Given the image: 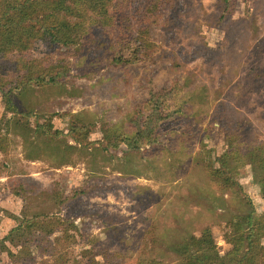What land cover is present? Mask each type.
Listing matches in <instances>:
<instances>
[{"label":"rangeland","instance_id":"1","mask_svg":"<svg viewBox=\"0 0 264 264\" xmlns=\"http://www.w3.org/2000/svg\"><path fill=\"white\" fill-rule=\"evenodd\" d=\"M225 1L183 0L178 18L167 25L159 16L150 33L157 44L151 63H113L114 46L141 29L131 22L136 19L121 15L119 4L112 27L104 28L92 13L97 20H86L76 42L57 48L35 45L37 58L50 55L57 61L63 51L75 55L67 57L69 70L56 83H32L18 91L13 107L21 109L16 113L7 110L6 92L0 91V127L11 140L9 152H0V163L10 166L0 170V264H14L10 252L19 254L17 245L2 240L18 224L15 215L25 216L31 200L11 188L9 179L15 177L42 190L41 205L31 204L36 210L50 204L54 186L68 195L84 186L94 188L81 195L82 204L90 214L108 218L109 225L85 217L78 243L66 251L67 264L94 263L106 250L122 251L133 264L139 255L166 250L158 258L177 264L181 260L165 242L175 241L194 255L190 233L201 235L206 226L213 228L214 245L227 252L238 235L229 225L238 217L242 233L253 229V222L263 228L264 253V190L251 162L240 164L236 177L242 186L232 191L214 187L205 171L208 163L221 167L232 139L247 148L264 143V0H237L232 10H226ZM135 4L140 5L126 2ZM169 89L177 94L171 104L167 101L172 115L159 130L152 128L153 139L158 138L154 145L139 140L138 149L124 139L117 147L108 146L109 133L133 137L132 114L154 91ZM74 113L90 129L88 146L71 136ZM24 115H30L28 130L19 131L15 123ZM51 116L58 132L40 135L37 127ZM69 144L77 146L70 150ZM49 210L69 217L64 206ZM155 224L160 231L151 247L149 229Z\"/></svg>","mask_w":264,"mask_h":264},{"label":"trees","instance_id":"2","mask_svg":"<svg viewBox=\"0 0 264 264\" xmlns=\"http://www.w3.org/2000/svg\"><path fill=\"white\" fill-rule=\"evenodd\" d=\"M127 1L0 0V91L6 92L7 110L16 113L21 109V106L13 107L18 91H24L32 83L41 87L54 84L57 77L59 79L62 77L63 71L69 70L70 63L67 62V57L74 54L73 51L69 53L63 51L57 61L50 55L37 58L33 49L38 42H44L54 48H57L56 46L59 44L74 43L85 23L92 18L97 20L95 17L101 19H99L100 24L104 28L112 27L117 20V4L122 6L121 15L127 13L128 17L136 19L131 22L139 23L141 29L139 34H134L127 41L114 46L113 63L116 65L123 63L127 66L136 62L151 63L157 56V44L150 38L153 23L158 22L159 16L164 17V25H167L171 19L178 18L177 15L183 0H134L140 5L132 6L126 5ZM236 1L226 0L224 3L226 10L235 8ZM133 8H136L135 11H132ZM92 13L95 17H91ZM73 17L76 19L72 22L70 19ZM59 67L64 70H58ZM177 86L179 85L175 83L174 87ZM174 92L172 89L157 93L154 91L144 107L132 114L131 122L134 124L133 128L137 129L136 134L132 137L123 131L118 134L109 133L106 136L108 146L117 147L118 142L124 139L128 140L133 148H141L139 140L144 143L152 142L154 145L158 138L153 139L152 128L155 127L156 130H159L160 125L171 118L172 114L168 112L171 108L166 109V106L168 105L167 101L171 104V100L176 98L177 94ZM176 111L179 110L176 109ZM72 116L70 131L72 138L77 144L88 146L91 144L90 129L81 122L82 120L77 114L74 113ZM23 117L25 121L18 119L15 123L19 131L28 130L30 115ZM54 128V120L51 116L43 125H39L36 131L38 130L40 135H45L52 132ZM54 132L58 131L54 130ZM10 144L11 140L0 127V152L8 153ZM75 146L69 144L68 148L71 150ZM246 159L251 162L256 171L257 181L264 190V143L257 142L251 148H247L236 143L235 139L231 140L226 153H224L221 167H215L213 163H208L205 166L212 185L223 191L237 190L238 187H241L236 175L239 173L240 164ZM63 163L61 161L59 166H62ZM9 169L10 166L0 163V170ZM9 183H11V188H19L22 195L26 194L31 199L28 201L30 204L28 208L23 209L25 216L15 215L18 224L2 240L11 241L19 247V254L10 252L14 264H67L66 251L78 243L77 233L83 232L85 217L93 216L94 220L101 219L106 222L105 225H109L108 218L99 217L97 216L99 213L96 212L94 215L90 214L82 204L81 195L90 193L94 189L91 186L78 188L72 192V195L65 194L58 186H54L49 192L50 204L43 210H36L31 204L41 205V202L38 201L42 190L35 191L38 190L35 185L23 177L10 178ZM60 206L66 208L68 218L50 215L49 209ZM258 224L253 222L254 228L247 233H242L240 217L237 221L231 220L229 226L233 229L232 235H238L231 239L232 248L227 252H223L214 245L215 237L211 226L204 227L201 235L190 233L189 244L196 252L194 255H188L186 247L176 244L175 241L168 240L165 245L173 250L177 260H181L177 264H264L263 228H255ZM156 231H160L157 224L149 229L150 234L153 235V239L150 241L151 247L156 245L154 244ZM59 232L62 234H58ZM163 234L165 235L164 231ZM6 247L8 246L6 245ZM161 248L164 247L161 246ZM165 251L161 250V253H157L155 256L146 253L139 255L134 264H165L167 261L158 258L159 255L163 256ZM198 251L201 252L197 253ZM84 252L90 253L91 249H86ZM101 254L102 260L91 264H125L124 262L133 264L130 260L127 261V256L122 251L106 250Z\"/></svg>","mask_w":264,"mask_h":264}]
</instances>
